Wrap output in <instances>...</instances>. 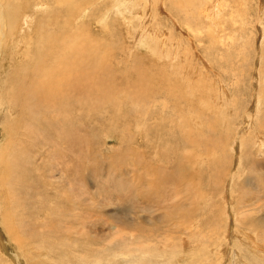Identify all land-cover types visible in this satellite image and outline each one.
Wrapping results in <instances>:
<instances>
[{
	"label": "rangeland",
	"instance_id": "374dc122",
	"mask_svg": "<svg viewBox=\"0 0 264 264\" xmlns=\"http://www.w3.org/2000/svg\"><path fill=\"white\" fill-rule=\"evenodd\" d=\"M15 6L0 264H264V0H0V21ZM71 38L76 109L19 117L25 55Z\"/></svg>",
	"mask_w": 264,
	"mask_h": 264
},
{
	"label": "bare ground",
	"instance_id": "6f19581e",
	"mask_svg": "<svg viewBox=\"0 0 264 264\" xmlns=\"http://www.w3.org/2000/svg\"><path fill=\"white\" fill-rule=\"evenodd\" d=\"M15 7L18 8L19 10L16 12L14 10H9V12H8V9H7L6 15L4 12L2 19L0 21V32H2V35H4V38H8L9 41H11L12 43L15 41V38H14L15 28L20 23L17 18H18V16H20L19 11L21 8H20V6H15ZM217 10L215 11V13L217 12ZM17 22H19V23L17 24ZM67 24H68L67 26H71L73 24V22H70ZM73 32L74 31H72V30L70 31L71 34H73ZM16 33H17V31H16ZM49 34L46 35L45 37H44V35L43 36L41 35V36H42V38L44 37V39L46 38V41H47V40H50L52 38L51 35H49ZM69 36H70V34H69ZM51 42H52V40H51ZM15 43H17V42L15 41ZM25 43L28 44V41H25ZM41 44H43V43H41ZM65 44H67V43H65ZM65 44L61 41V44L58 43L59 46H57L55 48L52 45L49 49L47 48L48 50H46V51H44L38 47L39 48V51H37L38 54L36 56H33L32 59H29V55L28 56L25 55V58H26L25 60H27L26 64H25L26 65L25 68H27L29 66V68H30L29 73L31 75L28 73L29 75L22 76V75L17 73V75L15 77L16 79L14 80V85H13V87H15V91H13V92H15V104H16L17 109L21 110V111L19 110L18 114H17L19 117H20V114L22 113V111H29L30 114H36L38 112V109H39L38 107H41L40 109H44L45 114L47 116H50L51 113H53V112L60 115L62 112L70 111L71 108L76 109L74 99H76L75 97L78 96V89L79 88L77 85V80L79 79L80 75H78V79H77V73L71 74V75H66V71L70 67H73V65L74 66L80 65L79 62H74L77 60L76 56H77V58L79 57V59H80V56L75 55V54L74 55L71 54L73 51L75 52V50H76V43L73 42V38H71L70 42L67 45H65ZM54 49H55V54L57 53L59 58H54L52 60H51V58H49V60H51L52 62L46 61L49 63L48 64H46V62L43 63V60H45V58H47L46 60H48V57H49L48 54L52 53V51H54ZM28 61L30 63H28ZM82 61H83V59H82ZM85 63H87V61ZM93 64H94V61H93ZM82 75L80 77H82ZM63 78H64V81L62 82ZM92 83H93V81H92ZM36 87L44 94V96H40V94L36 91ZM48 88L57 89V96H55V93L53 91H49ZM91 88L92 87H90L89 89H91ZM84 89H86V88H82L81 90L83 91ZM32 101H33V104H32ZM7 105L9 106V103H7ZM34 106H38L37 107L38 109H36V107H34ZM32 107H34V108H32ZM21 115H23V114H21ZM262 118H261V120H262ZM263 120H264V118H263ZM263 123H264V121H263ZM260 125L261 126H259V125L258 126L262 127L264 129V124L261 123ZM47 127L49 129L50 124ZM52 127H54V125H52ZM73 128L71 125L70 129H73ZM250 130H252V127L250 128ZM65 137H66V134H65ZM67 137H68V134H67ZM62 143H63V141H62Z\"/></svg>",
	"mask_w": 264,
	"mask_h": 264
}]
</instances>
